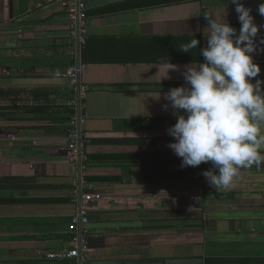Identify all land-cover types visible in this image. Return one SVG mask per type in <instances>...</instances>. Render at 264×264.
<instances>
[{
  "label": "crops",
  "instance_id": "obj_1",
  "mask_svg": "<svg viewBox=\"0 0 264 264\" xmlns=\"http://www.w3.org/2000/svg\"><path fill=\"white\" fill-rule=\"evenodd\" d=\"M144 1L85 0L87 47L77 56L65 5L14 0L11 18L9 0H0V93L19 94L15 101L0 97L2 112L10 113L0 118V264H79L80 257L48 256L73 249L69 226L83 205L82 181L102 197L90 206L85 241L94 252L87 261L264 264V164L241 170L234 186L217 190L203 176L211 163L181 168L168 145L141 142L171 137L168 129L177 123L164 96L186 84L191 64L172 63V39L199 36L204 49L206 15L225 19L239 34L236 5ZM240 2L260 28L255 40L264 39L258 11L264 0ZM251 55L261 68L255 79H264V55ZM79 58V82L89 87L80 120L79 85L64 75ZM170 63L179 70L168 73ZM37 105L49 113H24ZM70 126L81 131L93 160H70ZM197 199L200 209L192 205Z\"/></svg>",
  "mask_w": 264,
  "mask_h": 264
},
{
  "label": "clouds",
  "instance_id": "obj_2",
  "mask_svg": "<svg viewBox=\"0 0 264 264\" xmlns=\"http://www.w3.org/2000/svg\"><path fill=\"white\" fill-rule=\"evenodd\" d=\"M231 2L241 24L239 34L225 19L206 15L205 62L186 65L183 77L189 86L172 88L164 96L177 113V123L168 129L177 142L168 147L182 159L181 168L211 163L213 170L203 176L217 190L234 186L241 170L264 164V91L260 81L250 82L261 73L251 55L260 28L251 9L240 0ZM258 11L264 16V3ZM199 45L195 39L180 51L189 53ZM167 67L168 73L179 70L171 63Z\"/></svg>",
  "mask_w": 264,
  "mask_h": 264
},
{
  "label": "built area",
  "instance_id": "obj_3",
  "mask_svg": "<svg viewBox=\"0 0 264 264\" xmlns=\"http://www.w3.org/2000/svg\"><path fill=\"white\" fill-rule=\"evenodd\" d=\"M49 3H59L65 5L68 10V18L70 22V34L76 38L78 46V54L82 47L86 44V21L88 13L86 9L85 0H48ZM81 73V66L74 65L69 68L64 74L70 78L74 84L79 85V95L83 100L89 92V87L84 86L79 82V75ZM74 124V123H73ZM76 125V124H74ZM69 140V158L73 163L86 162L88 157L85 153L83 142H80L79 132L77 129L73 130L68 136ZM81 186L86 188V191L82 194L83 205L80 208L78 214L72 219L70 229L74 233L72 238L73 249L69 251H62L59 253H52L48 256L50 260H73L79 257L86 259L91 253L94 252L92 248L88 246L85 241V237L88 234L87 227L90 224L89 211L90 206L94 203L101 201L102 197L95 191L94 186L81 182Z\"/></svg>",
  "mask_w": 264,
  "mask_h": 264
},
{
  "label": "trees",
  "instance_id": "obj_4",
  "mask_svg": "<svg viewBox=\"0 0 264 264\" xmlns=\"http://www.w3.org/2000/svg\"><path fill=\"white\" fill-rule=\"evenodd\" d=\"M179 1V0H176ZM139 6H145L146 3L145 1L141 0V2L137 3ZM127 7L126 5H123L121 7H117V8H112L110 10H116L118 8H125ZM199 40L200 41V45L199 47L192 49L189 53H184L180 51V46L184 45V44H188L190 43L192 40ZM87 45V41L85 46L83 47V54L84 51L86 49ZM172 46H173V50H174V57L171 60L172 63L174 64H195V63H204V58L201 55V50L203 49V39L199 36L197 37H189V36H185V37H179V38H174L172 39ZM168 62H170V60H168ZM189 85L187 84H174V88H178V87H188ZM18 92H2L0 93V97L1 98H13L14 101L17 100V96H18ZM33 100H36L34 98H32ZM15 108V106L13 107ZM4 107H0V118H6L7 116L10 115V113H5L2 112V110H4ZM10 109V108H8ZM25 114H29V115H47L48 112V108L46 106H41V105H37L33 108H29V107H24L23 109ZM70 123L73 122V116H71V119L69 121ZM75 130L74 126H70L68 128L67 134L68 136L72 133V131ZM86 140H84V146H86ZM141 142L145 145H169L171 143H175L177 141H175V139L173 137H169V138H151V139H142ZM88 157V161L93 160V157ZM89 181H94V179H88ZM175 215H177V213L179 214L180 212L175 211L174 212ZM176 218V217H175ZM73 238V237H72ZM30 264V263H29ZM32 264V263H31Z\"/></svg>",
  "mask_w": 264,
  "mask_h": 264
},
{
  "label": "water",
  "instance_id": "obj_5",
  "mask_svg": "<svg viewBox=\"0 0 264 264\" xmlns=\"http://www.w3.org/2000/svg\"><path fill=\"white\" fill-rule=\"evenodd\" d=\"M10 5V17L13 18V12H14V0H9ZM256 45V51L252 54H259L264 55V39H257L255 40ZM205 47H207V42L205 44ZM80 58L78 62V66H80ZM257 81H260V88L262 91H264V79H253L250 82L254 85L257 83ZM78 113H79V120L81 119V110H82V100L80 98V95H78ZM79 137L80 142L82 141L81 131H79ZM79 164L82 165V162L79 160ZM192 205L196 209H200L202 207V201L200 199H197L193 201ZM79 264H203V260L200 258H191V259H175V260H139V261H127V262H121V261H108V262H93V261H87V259H84L81 255Z\"/></svg>",
  "mask_w": 264,
  "mask_h": 264
}]
</instances>
